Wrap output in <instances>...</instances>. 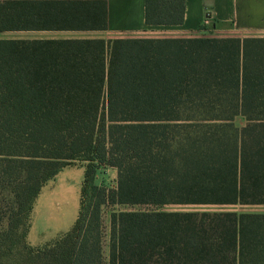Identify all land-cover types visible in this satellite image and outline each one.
<instances>
[{
  "label": "trees",
  "instance_id": "trees-1",
  "mask_svg": "<svg viewBox=\"0 0 264 264\" xmlns=\"http://www.w3.org/2000/svg\"><path fill=\"white\" fill-rule=\"evenodd\" d=\"M185 7L146 0V23ZM106 29L107 0H0V30ZM77 162L78 217L30 244L42 187ZM167 204L264 205V37L0 38V264H264V212Z\"/></svg>",
  "mask_w": 264,
  "mask_h": 264
},
{
  "label": "crops",
  "instance_id": "crops-1",
  "mask_svg": "<svg viewBox=\"0 0 264 264\" xmlns=\"http://www.w3.org/2000/svg\"><path fill=\"white\" fill-rule=\"evenodd\" d=\"M180 24H147L146 0H107L106 30H0V38H70L125 36L264 37V0H185ZM211 25H202L207 11ZM83 165H68L42 187L32 209L27 239L39 246L68 231L80 210Z\"/></svg>",
  "mask_w": 264,
  "mask_h": 264
},
{
  "label": "rangeland",
  "instance_id": "rangeland-1",
  "mask_svg": "<svg viewBox=\"0 0 264 264\" xmlns=\"http://www.w3.org/2000/svg\"><path fill=\"white\" fill-rule=\"evenodd\" d=\"M238 123H241L242 121L240 119L237 120ZM84 164L83 162H77L74 165H82ZM116 177H117V173H116V169L114 168H110V167H106V168H102L98 171L97 173V182L99 184H104L106 186H110V187H115L116 186ZM139 208H153V206H136ZM119 209L121 207L119 206H108L107 208H105L104 210V222L106 225V237H105V252L107 251V245H108V231H109V215L111 212V209ZM164 209L166 210H190V211H235V212H264V205L262 204H254V205H194V204H167L165 206H163Z\"/></svg>",
  "mask_w": 264,
  "mask_h": 264
},
{
  "label": "built area",
  "instance_id": "built-area-1",
  "mask_svg": "<svg viewBox=\"0 0 264 264\" xmlns=\"http://www.w3.org/2000/svg\"><path fill=\"white\" fill-rule=\"evenodd\" d=\"M202 25L204 27H207V26L211 25V12L209 10L205 14V17H204Z\"/></svg>",
  "mask_w": 264,
  "mask_h": 264
}]
</instances>
